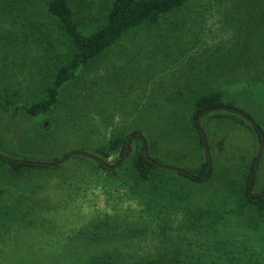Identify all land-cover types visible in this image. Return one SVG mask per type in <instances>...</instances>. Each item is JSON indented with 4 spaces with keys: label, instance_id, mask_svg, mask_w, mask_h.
I'll use <instances>...</instances> for the list:
<instances>
[{
    "label": "rangeland",
    "instance_id": "rangeland-1",
    "mask_svg": "<svg viewBox=\"0 0 264 264\" xmlns=\"http://www.w3.org/2000/svg\"><path fill=\"white\" fill-rule=\"evenodd\" d=\"M104 1L94 0L91 14L100 18ZM76 10L81 17L82 9L76 5ZM29 13H21L15 24L24 33H30ZM182 15L168 16L169 26L165 21L128 33L64 85L49 110L36 115L26 108L45 98L51 78L48 65L52 68L57 56H63L62 41L54 40L58 44L46 50L44 39L25 46L20 36L6 35L9 43L0 37V156L60 161L53 167L13 170L0 158V264H82L89 251L112 253L115 264H148L160 258H178L173 264H249L244 254L228 251L227 240L239 235L241 241L244 225L257 217L240 206L238 197L223 201L216 180L190 182L189 194L195 201H174L172 197L182 192L177 180L160 179L157 186L160 176L155 174L143 188L132 183L130 167L141 140L133 138L128 144L129 155L113 178L90 157L111 164L121 154L117 150L105 156L109 141L117 134L139 133L150 158L193 169L196 155L204 152L194 141L191 99L218 82L262 128L264 144V80L260 88L257 83L249 88L248 83L228 80L238 72L264 78L259 75L264 53L252 54L253 60L257 58L254 64L237 59L250 65L247 71L242 62L233 70L215 71L220 59L212 51L225 30L208 23L197 37L196 26L182 27ZM169 33L173 37L167 40L163 35ZM244 86L247 92L237 93ZM202 125L211 146L222 141L227 145L223 156L218 155L220 162L235 156L237 147L242 152L241 145H255L253 132H245L246 124L209 119ZM74 151L86 156L63 158ZM263 186L264 159L256 175V187ZM133 187L140 194L135 195ZM149 202L156 214L144 213ZM106 219H111L115 236L95 242L88 234L109 230L101 224Z\"/></svg>",
    "mask_w": 264,
    "mask_h": 264
},
{
    "label": "trees",
    "instance_id": "trees-1",
    "mask_svg": "<svg viewBox=\"0 0 264 264\" xmlns=\"http://www.w3.org/2000/svg\"><path fill=\"white\" fill-rule=\"evenodd\" d=\"M93 1L0 0V37H6V35L20 36L25 46L32 43L39 44L38 41L44 42V39L46 50L47 48H54L58 44H55L54 40L60 39L64 47L63 56H57L58 61L52 64V68L48 65L51 78L50 84L45 90V98L27 107L26 111L29 114L36 115L41 111L49 110L58 100V95L64 85L72 81L78 73L95 62V60L104 57L108 49L128 33L142 27L161 25L172 14L177 16L181 12L184 19L182 27L185 24H193L198 30L197 37L203 34L204 31L202 30L208 23L219 24L218 27L225 30L223 39L218 42L219 45L212 51L213 55L220 59L217 62V69H213L215 71L220 72L225 68L227 71L233 70L239 67L240 62H242V67L247 71L250 65L247 63L245 66L242 60L238 61L237 59L246 58L247 60H253L252 54L264 53V0H105L100 10V18L91 14ZM76 5L82 9L83 14L81 17L76 10ZM26 10L30 12L27 15L30 33L19 31L15 26L21 18V13H25ZM92 15L93 17H91ZM168 23L172 24V21H167L169 26L170 24ZM169 28L170 31L175 29L173 27ZM183 28L185 29V27ZM2 29H4L5 33H2ZM221 36L217 37V39ZM163 37L168 40L173 35L169 33V35H163ZM3 39H6L8 43L10 42V38L9 40L7 37ZM214 56L213 58H215ZM224 58L228 59L229 63L227 61L224 62ZM256 60L257 58H254L253 64L256 63ZM259 72V75H263L264 68H260ZM243 74L240 76L238 72V74L233 75L228 80H232V82L238 81L241 85L242 83H248L249 88L253 83H257L256 87H261V82L264 80L263 77L257 76L254 78L250 74H244V76ZM240 89H238L237 93L240 91L247 92L245 91V86L242 90ZM191 100L194 104L191 123L197 132L200 145L205 146L203 131L199 124L200 116L210 111L220 110L238 113L247 118L252 123L259 140H262V128L258 123H254L251 117L236 104L235 99L226 96V92L219 82L209 89L196 92ZM133 138L142 141L132 158L130 167L132 170L131 181L135 186L141 185L143 188L153 175L160 173L158 168L161 166L175 169L150 158L146 151L147 145L143 142L141 136L135 133L131 135L129 133L126 136L117 134L109 141L108 149L104 150L103 153L105 156H109L110 152L119 150L121 154L119 159L107 164L101 160L98 161L90 155L98 168L110 172L107 175L108 178H113L118 174L120 170L118 168L123 165L122 160L129 155L128 141L130 140L129 143L131 144ZM71 156L83 157L86 156V153L79 151L69 152L63 158ZM205 157L204 162L201 163L196 171L189 173L181 169H175L176 173L196 182L207 180L212 174V169L207 152H205ZM0 158L8 162L13 170L53 167L60 164V161L57 160L43 162L9 159L3 156H0ZM165 181L168 182L169 180ZM251 182L250 174L244 190L238 189L237 192L242 195L240 206L247 208L245 209L247 211L249 209L255 213L257 218L254 222L244 225L247 228L244 230L245 236L243 234L241 236V241L237 239L239 235L230 236L227 240L228 251L233 253L238 251L240 254H244L249 264H264V190L259 193H253L251 191ZM132 191L135 195L140 194V192H137L136 187H133ZM1 193L2 189H0ZM153 205L150 202L146 203L143 208L144 213L156 214L157 210L154 211L153 207L155 205ZM192 213L190 212V215ZM110 220L106 219V221L101 222L103 225H108L109 230L106 229L107 231L100 233V235L97 234L98 232L93 231L88 234L89 238L94 239L95 242L104 239L113 240L115 233L111 232L113 228L111 229ZM166 221L170 220L167 219ZM146 225L149 226L150 223L146 222ZM93 252L95 251H89L84 254L82 264H115V256L112 253L105 251L92 254ZM214 255L218 256L219 254L217 252ZM215 258L217 257H214L213 260L211 259L210 262H215ZM175 259L178 261V258ZM175 259H154L148 261V264H173L176 262Z\"/></svg>",
    "mask_w": 264,
    "mask_h": 264
},
{
    "label": "crops",
    "instance_id": "crops-1",
    "mask_svg": "<svg viewBox=\"0 0 264 264\" xmlns=\"http://www.w3.org/2000/svg\"><path fill=\"white\" fill-rule=\"evenodd\" d=\"M213 113L214 115L212 116H207L209 113ZM207 112L205 114H203L202 116H200L199 118V124L201 129L203 128V130L205 131L203 125H202V121H207L209 119H214L216 121H220V122H229L233 125H237V126H242L243 124L246 127L245 132L250 134V130L253 132V136L255 138V145L254 146H246L244 147L243 145H239L240 148L242 149V152H239V147L236 148V152L235 156L234 155H230L228 159H224L223 162H220L218 160L219 158V154H222L223 156V152L224 149L227 148V145L224 144V142H219L217 144H213L212 146L210 145V142L208 140V138H206L205 135H203V140L205 142V146L203 147L202 145H200L199 141H198V135L197 132L195 130V128H193V126H191L193 128V131L195 132V137H194V141L197 144V146L199 148L203 149L204 154L199 153L198 155H196L197 160L195 161V166L193 169L188 170L187 172L192 173L194 171H196L202 162H204L205 160V152H207V154L209 155V162L211 164V169H212V174L211 176L205 180V181H213L216 180L219 187L218 190L222 193L223 192V201H230L229 199L238 197L237 199L239 201L242 200V195L240 193L237 192V190H241L243 191L248 180H249V176L251 174V178H252V182L250 183L252 185L251 191L253 192V189H260L264 188H257L256 187V175H257V171L259 168V165H261L262 163V159H264V144H263V138L260 141L259 137L255 131V129L253 128L252 123L245 117H243L242 115L238 114V113H233L231 111H227V110H220V111H210ZM207 116V117H206ZM192 117V116H191ZM191 123V121H190ZM192 125V123H191ZM202 130V131H203ZM138 136L139 133H136ZM130 142V140H129ZM199 150V149H197ZM239 156H238V155ZM211 156V158H210ZM215 156V157H214ZM212 159V160H211ZM164 165H167L165 163H162ZM171 167V166H170ZM175 169H181V167L177 166V167H173ZM172 169V168H168V167H159L158 170H160L159 173V178L158 180V185L160 186V181L163 180L164 182H166L165 180H177V184L181 187L182 192L181 195H174L172 197L171 200L174 199V201H181V200H187L192 198L193 201H195V199L193 197L190 196L189 194V189H192V187H190V182L192 183H202V182H196L193 180H189L185 177H182L181 175H178L176 173V170ZM185 171V170H183ZM161 179V180H160ZM203 181V182H205ZM264 189H262L263 191ZM261 191H257L256 193H259ZM254 193V192H253ZM216 197V195H215ZM217 198V197H216ZM215 198V199H216ZM202 201L204 199H201ZM207 201V200H204Z\"/></svg>",
    "mask_w": 264,
    "mask_h": 264
},
{
    "label": "flooded vegetation",
    "instance_id": "flooded-vegetation-1",
    "mask_svg": "<svg viewBox=\"0 0 264 264\" xmlns=\"http://www.w3.org/2000/svg\"><path fill=\"white\" fill-rule=\"evenodd\" d=\"M128 144H129V141H128Z\"/></svg>",
    "mask_w": 264,
    "mask_h": 264
},
{
    "label": "water",
    "instance_id": "water-1",
    "mask_svg": "<svg viewBox=\"0 0 264 264\" xmlns=\"http://www.w3.org/2000/svg\"><path fill=\"white\" fill-rule=\"evenodd\" d=\"M140 135V134H139Z\"/></svg>",
    "mask_w": 264,
    "mask_h": 264
}]
</instances>
